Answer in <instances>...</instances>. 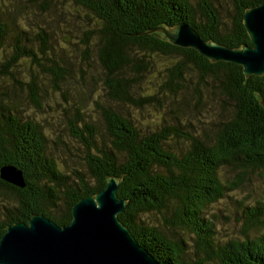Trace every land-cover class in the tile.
<instances>
[{"label": "trees", "instance_id": "16d2710c", "mask_svg": "<svg viewBox=\"0 0 264 264\" xmlns=\"http://www.w3.org/2000/svg\"><path fill=\"white\" fill-rule=\"evenodd\" d=\"M232 3L224 17L212 0H0V172L14 166L26 182L19 188L0 177V240L7 226L34 214L69 225L74 205L114 176L121 179L119 199L128 202L120 220L162 264H264V234L250 235L264 228V203L248 207L242 239L221 240L215 213L249 173L264 177V75L212 63L154 32L187 23L205 41L251 47L244 13L264 0ZM56 10L68 16L65 24L55 20ZM96 86L101 92L92 97ZM57 95L69 97L61 144L73 140L71 155L85 153L80 170L22 110L30 104L44 115L56 112ZM91 103L99 124L88 116ZM209 104L231 110L211 123L210 133L187 135L181 122L189 108L207 113ZM131 109L154 113L161 126L142 129ZM176 138L186 144L179 153ZM223 169L240 176L224 184ZM148 213L168 227L145 221Z\"/></svg>", "mask_w": 264, "mask_h": 264}, {"label": "water", "instance_id": "95a60500", "mask_svg": "<svg viewBox=\"0 0 264 264\" xmlns=\"http://www.w3.org/2000/svg\"><path fill=\"white\" fill-rule=\"evenodd\" d=\"M243 23L253 46L231 49L205 41L187 23L159 27L154 32L174 46L194 49L212 63L229 62L243 67L246 76L264 75V4L247 9ZM2 180L25 188L23 172L3 166ZM103 191L80 199L72 221L59 226L43 214L27 223L7 226L0 240V264H162L139 244L119 214L128 202L120 200L121 179L106 177Z\"/></svg>", "mask_w": 264, "mask_h": 264}, {"label": "rangeland", "instance_id": "374dc122", "mask_svg": "<svg viewBox=\"0 0 264 264\" xmlns=\"http://www.w3.org/2000/svg\"><path fill=\"white\" fill-rule=\"evenodd\" d=\"M212 1L221 11L224 17H226L228 13L232 10V6H233L232 0H212ZM53 13L57 15V10ZM36 17L38 16L36 15ZM38 18L51 19L52 17L50 14L47 15L42 14V17H38ZM55 20H57L61 25H63L65 24L66 21H68V16L57 15V19ZM94 66L97 68L96 64H94ZM34 73L37 74L36 71ZM29 75L30 73L26 74L25 77H28ZM44 78L45 77H43L41 81ZM194 79L195 78H193V80ZM192 84L193 86H196L194 81L192 82ZM99 89L100 87H97L95 91L97 92V94L94 95L93 92L91 93V96L96 97L101 92ZM201 90L206 95L202 87ZM68 100L69 97H67V100H65L64 102L62 97L60 95H57L55 97V101H57L56 103L59 104L57 111L56 112L48 111L45 115L42 112H39L30 104L24 106L22 110L23 112L26 113H30V114L33 113L35 119H37L40 123L44 125L43 131L49 138V141L51 140V138H56L58 140L64 160L69 164L71 168L80 170L78 163L79 161L83 162L85 160V153L84 155H79V158L71 155L74 154V148L72 146H74L75 144L73 140L69 141L68 146L67 144H64V146L63 144H61L62 141H65V137H66V130L63 124L61 123L65 124L67 122L66 118L69 117V114H67L64 111V109L68 108L66 105V102H68ZM92 100H94V98H92ZM227 106L228 107L225 108L226 111H223L220 105L211 106L209 104L208 107L210 108V111L207 110L208 111L207 113L204 110L199 111V109H197L196 106H191L189 108L190 109L189 116H186L188 118L187 120H184L186 122L185 123L181 122V125L182 127L185 128V132L187 133V135L189 134V135L197 136V133H200L201 135L204 128H206L205 131L210 133L211 130L213 129L211 128V123L215 122L217 119H220L225 112L231 110V106L229 105ZM130 112L133 115L135 122L142 129L145 128V125H148L149 128H154V127L158 128V126H161L162 124L161 123L162 118L159 116L156 118L154 116V113L152 115L151 114L148 115L145 112L139 113L137 110L134 111L132 109ZM88 113H89L88 116H90L91 120H94L93 122H97L99 124V121H102L99 115V111L96 109L94 103L89 104ZM157 121L160 125L158 123L157 124L155 123ZM99 129H100V125H99ZM172 146L175 148L176 152L179 153L182 149L186 147V144L184 142H181L180 139L176 138L174 143H172ZM179 148L180 151L178 150ZM85 170L86 168L82 170V172H84ZM219 175L221 182L224 184L236 180L240 176L238 170L235 169H223ZM242 183H243L242 186L239 187L241 188V190H239L236 193L233 192L228 193V195L222 199L223 201L217 206V209L215 210V213L218 214V217L216 218V222L219 223L221 226V229H219V238H221V240L226 239L228 237H239L242 239L244 224L246 220L250 217L249 215L250 210L248 207H251L252 205H254V203L255 204L264 203V177L259 175V172L253 171L249 173ZM225 207L227 208L224 210ZM145 221L155 225H159L162 228L168 227V225L163 223L164 220L160 215H154L148 213L145 216ZM171 229L175 232L173 226H171ZM259 234H264V228H258L257 230L253 231L250 235L256 236ZM183 239L189 240L188 237L185 236V234L183 236ZM188 245H189L188 247L190 248L192 242L188 241Z\"/></svg>", "mask_w": 264, "mask_h": 264}]
</instances>
